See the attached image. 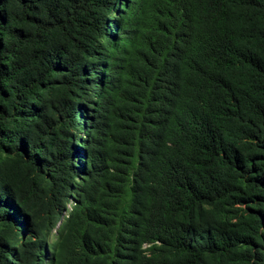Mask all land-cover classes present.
Returning a JSON list of instances; mask_svg holds the SVG:
<instances>
[{"label":"trees","instance_id":"trees-1","mask_svg":"<svg viewBox=\"0 0 264 264\" xmlns=\"http://www.w3.org/2000/svg\"><path fill=\"white\" fill-rule=\"evenodd\" d=\"M0 264H264V0H0Z\"/></svg>","mask_w":264,"mask_h":264},{"label":"rangeland","instance_id":"rangeland-1","mask_svg":"<svg viewBox=\"0 0 264 264\" xmlns=\"http://www.w3.org/2000/svg\"><path fill=\"white\" fill-rule=\"evenodd\" d=\"M70 206H71V204H69V208H70ZM54 236H55V234H54V232H53L52 235L50 236V241H49V243H51V242L54 240Z\"/></svg>","mask_w":264,"mask_h":264}]
</instances>
